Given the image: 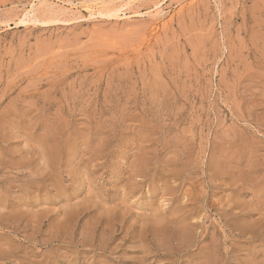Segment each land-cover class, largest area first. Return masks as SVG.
Listing matches in <instances>:
<instances>
[{"label":"rangeland","instance_id":"1","mask_svg":"<svg viewBox=\"0 0 264 264\" xmlns=\"http://www.w3.org/2000/svg\"><path fill=\"white\" fill-rule=\"evenodd\" d=\"M97 1L0 0V264H264V0Z\"/></svg>","mask_w":264,"mask_h":264},{"label":"bare ground","instance_id":"2","mask_svg":"<svg viewBox=\"0 0 264 264\" xmlns=\"http://www.w3.org/2000/svg\"><path fill=\"white\" fill-rule=\"evenodd\" d=\"M51 1V0H50ZM101 1V0H100ZM139 0H112L111 2H109V3H105V2H102V3H98V1L95 3V4H86L85 6H83L87 11H89L90 12V16L91 17H95V16H105V17H111V16H117V17H120L119 16V14H120V12H122V11H120L119 9H115L116 8V6H118V4H128V5H130V6H134L135 4H137V2H138ZM167 0H153V3H152V5H151V8L155 11L154 13L152 12L151 14L152 15H155V16H159V15H161L163 12H164V4H165V2H166ZM44 1H42L41 3H39V4H33L32 5V7L29 9V10H26V13L24 14L23 13V15H24V18H26V19H34V18H37V11H39L40 9H42V8H40L41 7V4L43 3ZM53 2H55V1H53ZM91 2H92V0H91ZM184 2V1H183ZM71 3V2H70ZM190 3H191V1H190ZM60 4V3H59ZM69 4V3H68ZM112 5V7H110V5ZM180 5H182V3L180 2ZM183 6V5H182ZM55 7V6H54ZM67 8V7H66ZM152 9H149L150 11L152 10ZM79 10V9H78ZM139 10V9H138ZM69 11H70V9H69ZM80 11V10H79ZM72 12V11H71ZM73 13V12H72ZM134 14H138V15H142L143 16V14H141L140 13V11H134L133 12ZM124 14H126V13H124ZM129 15V14H128ZM148 15V14H147ZM172 15H173V13H172ZM88 16V15H87ZM131 16H133L132 14H131ZM129 18V16H126V18ZM139 17V16H138ZM148 17V16H147ZM151 17V16H150ZM88 18H89V16H88ZM126 19V20H129V19ZM151 18H154V17H151ZM157 18V17H156ZM170 19V18H169ZM38 20V19H37ZM36 20V21H37ZM33 21V20H32ZM161 22V21H160ZM163 22V21H162ZM166 22V21H165ZM164 22V23H165ZM167 23V22H166ZM151 28H153L152 30L153 31H155V30H158L159 28H160V24L159 23H155L154 24V27H151ZM151 31V30H150ZM157 33V32H156ZM147 35V34H146ZM149 35H151L150 33H149ZM153 36V35H152ZM148 37V36H147ZM150 37V36H149ZM147 40V39H146ZM144 42V41H143Z\"/></svg>","mask_w":264,"mask_h":264}]
</instances>
